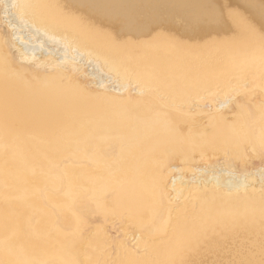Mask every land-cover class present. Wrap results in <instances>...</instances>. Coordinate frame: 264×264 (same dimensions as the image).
Listing matches in <instances>:
<instances>
[{
    "label": "bare ground",
    "instance_id": "6f19581e",
    "mask_svg": "<svg viewBox=\"0 0 264 264\" xmlns=\"http://www.w3.org/2000/svg\"><path fill=\"white\" fill-rule=\"evenodd\" d=\"M45 2L155 91L105 116L0 57V264H264V0H216L210 32L203 0Z\"/></svg>",
    "mask_w": 264,
    "mask_h": 264
},
{
    "label": "rangeland",
    "instance_id": "374dc122",
    "mask_svg": "<svg viewBox=\"0 0 264 264\" xmlns=\"http://www.w3.org/2000/svg\"><path fill=\"white\" fill-rule=\"evenodd\" d=\"M41 1L42 0H7L9 4H15L17 7H13L9 10L10 14L6 20L3 0H0V57H2L6 63L7 70L10 74L16 75L22 81L31 79L34 81L29 80V82L38 81L47 86L59 85L62 88L69 87L74 91H79L78 93L82 95H86L88 98H93V100L89 98V100L93 102L98 101L97 104L99 105L100 103V106L102 103H107L102 106V108L105 106L103 110H105L106 105L109 103L110 107H108V105L105 110L107 111L111 108L109 112L114 110L113 107H119L117 105H120V108L122 107L121 110L127 109L124 105H126L125 103L130 99L132 101L135 98L138 99H135L132 105H130V101L127 102L131 107L133 105L140 106L144 103L143 101H146L145 104H148L147 96H149L150 93L153 94L152 91L155 90L143 88L141 86L142 84L137 82L132 75H130L131 73L129 74V71L127 72L129 76H127L126 66H123L122 70L120 67L121 65L113 63V59H108L110 57L106 56L108 57V61H105V54L104 57H101L103 55L101 52L95 53L96 51L93 52L92 49L90 51L87 46H82L79 44V41H75L77 39H73L75 38L74 36L71 38L72 35H67V33L63 34L66 31L62 30L64 32L60 31V34L58 30L53 29L55 32L57 31L55 34L52 29H49V25L46 26L48 28L44 27L45 25L42 22L43 19H40L41 21L38 22L39 18L37 20V16H40L41 10H44L43 8L46 5L44 3H46L45 1L47 0H43L44 3H41L42 5L40 4ZM39 7L43 8L40 9ZM42 15L43 13L40 18H44ZM8 20L11 21L12 26L8 25ZM21 20L26 21V23L21 24ZM40 23H42V25H40ZM13 35H15V39ZM100 59H102V61ZM104 64L107 65L106 68L108 69L104 68ZM115 67L117 68L115 69ZM112 68L115 70L120 69V71L126 69V74L122 71L120 72L122 74H120L119 70L114 71ZM115 74H117V76H114ZM125 78H127L128 81ZM136 85L141 87L138 88ZM142 88L150 91L147 92V90H143ZM144 91H146V93ZM123 98H128V100L126 101ZM111 104L115 106L112 105L111 107ZM120 108L117 110L120 111ZM109 112L107 111L105 116L110 114ZM88 118L89 117L86 119ZM77 145L80 147V143ZM113 234L116 235L114 232ZM129 244L132 245L133 242Z\"/></svg>",
    "mask_w": 264,
    "mask_h": 264
},
{
    "label": "snow or ice",
    "instance_id": "6c2138e0",
    "mask_svg": "<svg viewBox=\"0 0 264 264\" xmlns=\"http://www.w3.org/2000/svg\"><path fill=\"white\" fill-rule=\"evenodd\" d=\"M3 7L5 11V17L9 16V10L13 7H17L15 4H9L7 0H3ZM220 9L216 0H203L202 3L198 5V11L192 15L191 19L186 23L195 29L211 31L216 24L219 22L220 18ZM9 26L11 25V21H7ZM21 24H25L26 21L21 20ZM14 27V26H13ZM15 39V35H13ZM262 180H264V176H262Z\"/></svg>",
    "mask_w": 264,
    "mask_h": 264
}]
</instances>
